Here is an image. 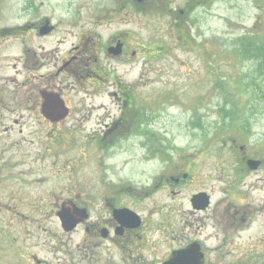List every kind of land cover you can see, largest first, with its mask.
Here are the masks:
<instances>
[{
    "label": "flooded vegetation",
    "instance_id": "flooded-vegetation-1",
    "mask_svg": "<svg viewBox=\"0 0 264 264\" xmlns=\"http://www.w3.org/2000/svg\"><path fill=\"white\" fill-rule=\"evenodd\" d=\"M216 1L90 0L78 18L88 20L64 32L63 51L37 46L58 28L49 16L0 26V264H230L225 249L241 247L250 213L239 188L264 160L224 138L227 162L218 163L232 176L216 177L223 198L213 205L198 182L216 145L185 150L151 127L149 101L119 74L136 63L150 69L167 55L166 40L197 50L195 13L212 16ZM67 34L76 37L71 47ZM12 47L17 54L6 56ZM136 147L142 182L127 177ZM86 161L98 175L74 176Z\"/></svg>",
    "mask_w": 264,
    "mask_h": 264
},
{
    "label": "rangeland",
    "instance_id": "rangeland-1",
    "mask_svg": "<svg viewBox=\"0 0 264 264\" xmlns=\"http://www.w3.org/2000/svg\"><path fill=\"white\" fill-rule=\"evenodd\" d=\"M89 1L1 0L0 26H14L33 16H49L54 24H59L58 28L37 46L41 44L46 50L63 51L64 32L72 30L74 23L88 20L78 18L82 16L81 5ZM31 6L38 7V15L28 10ZM211 12L212 16H206L207 12L203 9L195 13L198 22L193 30L194 35L198 32L197 45L200 46L197 50L180 46L175 40H166L170 52L163 58H153L150 69L143 70L141 63H136L132 69H124L119 74L123 80L132 81L137 97L145 98L144 103L149 101L150 110L146 115L149 118L155 116L151 118L154 123L151 127L165 130L185 150L194 152L206 149L202 148L204 145H216L200 167L203 174L199 175L198 182V188L206 187L213 194L215 205L223 198L224 187V182L216 177L229 179L228 176H232L226 164L218 163L227 162L225 157H220L224 138L232 137L239 144H248L252 151H256V156L264 160V95L261 89L264 78L260 67L262 62L256 50L264 44V0H217ZM139 28L135 24L134 29ZM162 31L161 34H164ZM142 34L147 35L148 32L143 31ZM66 36L71 47L76 37L71 34ZM18 50L17 47L6 48L4 54L15 55ZM12 64L14 60L5 61L3 75L14 74ZM159 98L163 99L158 102ZM24 128L28 133L30 127ZM141 140H136L134 136L131 143L137 145ZM131 153L133 162L127 169V177L142 182L147 177L141 164L143 153L137 147ZM15 160L16 157L10 161ZM86 162V166L73 172L74 176L98 175L94 170L96 164ZM82 168L85 169L80 172ZM117 172L125 176L121 169ZM239 190L250 204L249 221L246 230L238 235L237 243L241 247L236 249L231 244L227 245V260L230 264H264V166L248 175Z\"/></svg>",
    "mask_w": 264,
    "mask_h": 264
},
{
    "label": "trees",
    "instance_id": "trees-1",
    "mask_svg": "<svg viewBox=\"0 0 264 264\" xmlns=\"http://www.w3.org/2000/svg\"><path fill=\"white\" fill-rule=\"evenodd\" d=\"M256 41H257V40H256ZM256 50H257V52L259 53L258 55H259L260 60H261V62H262V63L260 64V67H261V73H262V75H263L262 78H264V44H263L262 46L259 45V48L256 49ZM256 50H255V51H252L253 54H255ZM245 55H246V56H252V54H245ZM262 82H263V85H262L261 89H262V95H264V80H263Z\"/></svg>",
    "mask_w": 264,
    "mask_h": 264
},
{
    "label": "water",
    "instance_id": "water-1",
    "mask_svg": "<svg viewBox=\"0 0 264 264\" xmlns=\"http://www.w3.org/2000/svg\"><path fill=\"white\" fill-rule=\"evenodd\" d=\"M50 31V30H49ZM258 163H255V165L257 166ZM201 196H204V194L200 195L198 198L201 199ZM204 201V199L202 200Z\"/></svg>",
    "mask_w": 264,
    "mask_h": 264
}]
</instances>
